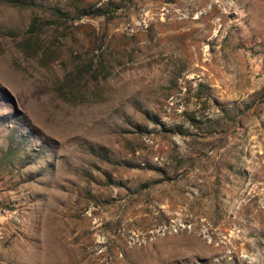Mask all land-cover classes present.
I'll return each mask as SVG.
<instances>
[{"label":"rangeland","instance_id":"rangeland-1","mask_svg":"<svg viewBox=\"0 0 264 264\" xmlns=\"http://www.w3.org/2000/svg\"><path fill=\"white\" fill-rule=\"evenodd\" d=\"M35 1L0 0V264L248 263L264 0Z\"/></svg>","mask_w":264,"mask_h":264},{"label":"trees","instance_id":"trees-1","mask_svg":"<svg viewBox=\"0 0 264 264\" xmlns=\"http://www.w3.org/2000/svg\"><path fill=\"white\" fill-rule=\"evenodd\" d=\"M11 5L22 7V8H39L37 2L35 0H7ZM42 8V7H41ZM45 10H49L54 14L55 16L61 18L67 16L59 7L56 8H42ZM118 7L114 6L113 3H107L105 6L102 7H96L94 10H81L79 11L81 14H79V18L82 19L84 17H104L109 14H113L116 12ZM7 207H10L9 205H6Z\"/></svg>","mask_w":264,"mask_h":264},{"label":"crops","instance_id":"crops-1","mask_svg":"<svg viewBox=\"0 0 264 264\" xmlns=\"http://www.w3.org/2000/svg\"><path fill=\"white\" fill-rule=\"evenodd\" d=\"M262 61H260V63H262ZM262 247L261 248H257V250H251L249 252H244L242 254H250L249 257L253 260L254 263H246L245 260L242 259V257L240 258V254L237 253V255L233 256V253H229V259L230 262L227 264H264V241L262 243ZM256 249V248H255ZM255 251V252H254ZM245 256V255H244Z\"/></svg>","mask_w":264,"mask_h":264},{"label":"built area","instance_id":"built-area-1","mask_svg":"<svg viewBox=\"0 0 264 264\" xmlns=\"http://www.w3.org/2000/svg\"><path fill=\"white\" fill-rule=\"evenodd\" d=\"M244 258H247L249 261V263H252L253 262V260L250 258V257H248V256H245Z\"/></svg>","mask_w":264,"mask_h":264}]
</instances>
